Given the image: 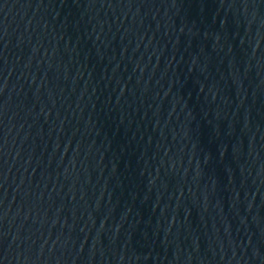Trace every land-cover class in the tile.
I'll return each mask as SVG.
<instances>
[{
	"label": "water",
	"instance_id": "water-1",
	"mask_svg": "<svg viewBox=\"0 0 264 264\" xmlns=\"http://www.w3.org/2000/svg\"><path fill=\"white\" fill-rule=\"evenodd\" d=\"M0 264H264V0H0Z\"/></svg>",
	"mask_w": 264,
	"mask_h": 264
}]
</instances>
